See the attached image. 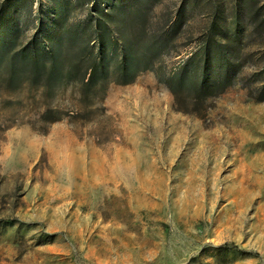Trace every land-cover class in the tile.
Returning <instances> with one entry per match:
<instances>
[{
    "label": "rangeland",
    "instance_id": "374dc122",
    "mask_svg": "<svg viewBox=\"0 0 264 264\" xmlns=\"http://www.w3.org/2000/svg\"><path fill=\"white\" fill-rule=\"evenodd\" d=\"M30 1L7 3L16 46L96 25L88 0L63 19L53 0ZM113 2L140 9L148 39L180 19L171 47L129 83L119 51L103 89H0V264H264V0L101 8ZM207 43L236 60L234 83L205 101L173 95L166 81Z\"/></svg>",
    "mask_w": 264,
    "mask_h": 264
},
{
    "label": "trees",
    "instance_id": "16d2710c",
    "mask_svg": "<svg viewBox=\"0 0 264 264\" xmlns=\"http://www.w3.org/2000/svg\"><path fill=\"white\" fill-rule=\"evenodd\" d=\"M16 1L4 0L0 8V89H15L25 82L29 87L40 89L45 97L52 96L63 81L80 82L82 90L98 84L103 89V84L106 85L105 81L110 75V60L119 51L122 61L120 60L121 65L119 61L116 69L123 76L116 81L131 82L139 72L151 69L155 60L170 49L180 20L177 19L170 28L148 39L145 38L144 31L145 16L139 15V8L125 4L114 11L113 2L107 11L101 8L103 0H88L97 15L95 26L91 20H88V26L85 22L80 26L75 25V29L65 28L66 24H60V31L52 30L44 37L36 33L27 42L16 46L14 38L17 35L14 34V38L8 37L12 31L5 15ZM34 1H30L31 7ZM8 2L12 3L8 5ZM69 3L70 0H53L56 12L62 19ZM41 5L42 3L38 5V9H41ZM113 12L120 17L119 31L125 33L122 47L111 34L108 24L113 22ZM85 29H88V34ZM237 72L238 64L229 52L221 46L207 43L202 51L188 57L166 83L175 96L184 95L191 100L205 101L225 92L234 83ZM262 94L264 95V86ZM42 116L48 121L59 119L57 112L49 107L45 108Z\"/></svg>",
    "mask_w": 264,
    "mask_h": 264
},
{
    "label": "built area",
    "instance_id": "2783aa9c",
    "mask_svg": "<svg viewBox=\"0 0 264 264\" xmlns=\"http://www.w3.org/2000/svg\"><path fill=\"white\" fill-rule=\"evenodd\" d=\"M41 1L42 0H35L33 5L38 6L40 3H42Z\"/></svg>",
    "mask_w": 264,
    "mask_h": 264
}]
</instances>
